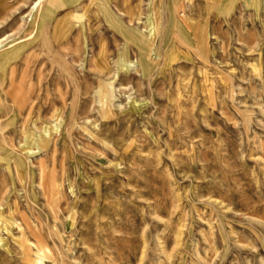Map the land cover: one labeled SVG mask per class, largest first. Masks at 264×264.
I'll list each match as a JSON object with an SVG mask.
<instances>
[{"label":"rangeland","instance_id":"rangeland-1","mask_svg":"<svg viewBox=\"0 0 264 264\" xmlns=\"http://www.w3.org/2000/svg\"><path fill=\"white\" fill-rule=\"evenodd\" d=\"M32 2L0 0V264H264V0Z\"/></svg>","mask_w":264,"mask_h":264},{"label":"bare ground","instance_id":"bare-ground-1","mask_svg":"<svg viewBox=\"0 0 264 264\" xmlns=\"http://www.w3.org/2000/svg\"><path fill=\"white\" fill-rule=\"evenodd\" d=\"M53 1L54 0H33L28 14L29 22H33L35 20L36 15H39L41 10L45 12V10L51 6ZM3 40L4 39H0V46H2L1 42Z\"/></svg>","mask_w":264,"mask_h":264}]
</instances>
